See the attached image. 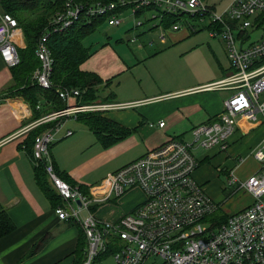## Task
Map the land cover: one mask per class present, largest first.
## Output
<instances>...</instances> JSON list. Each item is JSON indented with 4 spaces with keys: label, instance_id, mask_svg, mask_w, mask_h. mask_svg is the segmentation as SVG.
Instances as JSON below:
<instances>
[{
    "label": "built area",
    "instance_id": "obj_1",
    "mask_svg": "<svg viewBox=\"0 0 264 264\" xmlns=\"http://www.w3.org/2000/svg\"><path fill=\"white\" fill-rule=\"evenodd\" d=\"M64 1V10L54 16L37 42L35 54L40 66L33 75L42 88L52 85L53 59L47 46L50 33L63 31L81 16L103 18L108 26H118L122 23L120 14L128 7L132 8L133 19L145 10L151 11L150 19L157 23L150 29H159L161 40L167 33L183 28L197 31L208 17L215 24L210 35L222 40L230 65L223 78L200 87L228 90L229 96L221 114L191 129V143L169 138L109 174L88 193L56 174L50 154L56 134L67 120H76L81 113L103 114L146 100L116 103L98 98L84 103L80 91L64 88L58 91L65 101L63 108L42 115L19 130L28 133L53 123L34 137L30 159L33 164L44 166L62 199V204L54 207L57 218L80 223L86 240L82 264H95L108 256L114 264H264V174L239 181L237 189L252 195L254 201L225 222L213 225L208 217L213 216L218 204L195 181L193 173L199 163L192 153V145L225 150L237 117L257 122L264 116V0H232L221 16H216L205 0H120L87 7L73 0ZM169 15L179 19L165 27ZM142 24L133 21L130 29L137 30ZM22 35L17 19L0 10V58L8 67L20 62ZM163 125V121L158 123ZM65 133L70 136L72 131ZM253 157L264 165V140L253 151ZM236 180L230 178L228 186ZM133 188L143 192L144 200L117 221H103L95 216L93 206L116 200ZM82 211L86 212L84 219L80 216ZM206 223L210 226L205 227Z\"/></svg>",
    "mask_w": 264,
    "mask_h": 264
},
{
    "label": "crops",
    "instance_id": "obj_2",
    "mask_svg": "<svg viewBox=\"0 0 264 264\" xmlns=\"http://www.w3.org/2000/svg\"><path fill=\"white\" fill-rule=\"evenodd\" d=\"M205 1L214 9V4ZM154 30L157 31V28ZM197 31L183 28L169 32L164 40L160 39V44L185 40ZM126 34L128 41H136L133 40L135 36L131 38L134 34L132 29L127 28ZM209 36L212 37L210 28ZM19 45V48L25 47L23 35ZM92 45L94 52L80 65V69L96 73L110 85L113 78L120 80L106 101L147 102L135 105L136 109H114L105 113L109 119L132 129L128 136L108 146L77 120L70 119L64 123L56 134L57 140L50 147V154L57 175L68 184L91 191L109 174L159 147L169 138L191 143L193 127L221 114L229 91L200 87L223 78L229 68L222 69L214 80L208 82L187 74L168 89L154 81L156 90L142 88L136 93V82L142 83L140 74L156 79L154 71L146 63L143 66V60L148 55L132 57L128 49H125L127 54L120 53L124 48L122 44L107 42ZM14 88L17 87L12 71L0 58V204L15 224L12 232L0 238V264H74L78 245L84 241L83 231L78 221L57 218L53 203L36 180L30 155L21 147L33 130L28 133L19 130L37 118L24 98L28 92H13ZM40 107L41 101L37 105V108ZM160 121L164 122L162 127L158 126ZM66 130H71L72 134L66 136ZM263 140L264 116L257 122L237 117L226 150L192 145V153L199 163L193 173L195 181L215 203L229 204V216L254 201L252 195L237 188L239 181L254 174H264V165L253 157V151ZM232 177L237 182L228 186ZM46 178L56 193L47 174ZM136 194L142 195L139 201ZM143 200V192L133 188L114 203L93 206L92 210L100 220L114 222Z\"/></svg>",
    "mask_w": 264,
    "mask_h": 264
},
{
    "label": "trees",
    "instance_id": "obj_3",
    "mask_svg": "<svg viewBox=\"0 0 264 264\" xmlns=\"http://www.w3.org/2000/svg\"><path fill=\"white\" fill-rule=\"evenodd\" d=\"M73 1L87 7L96 2L108 3L118 0ZM64 8V0H0V10L15 17L23 32L25 47L18 49L20 62L18 65L9 68L15 80V87H17L14 92H22V90L28 92L24 95V98L29 102L35 118H39L65 106V101L58 95L60 89H77L80 91L81 101L86 103L98 99L100 91L110 86V82L104 81L96 73L80 69V65L94 52L93 45L85 44V39L94 33L97 25L103 24V18H88L85 16H81L80 19L59 33H50L47 38V46L53 59L50 75L51 87L42 88L31 80L32 73L40 66V61L35 54L38 39L48 28L54 16L63 11ZM177 19L179 18L169 15L163 25L169 27ZM213 27H215V24L210 23V26L207 28L212 30ZM40 101L42 107L37 108ZM76 120L95 133L105 146L128 136L132 132V129L109 119L105 113L84 112L79 114ZM52 124L47 123L36 127L25 139L21 147H24L30 156L34 137ZM33 168L37 182L48 199L53 203V206L61 205V197L49 186L44 166L42 164H33ZM55 172L57 174L56 169ZM83 192L88 193L86 190ZM228 217L221 216L219 218H225L222 219L224 220L222 222H225ZM14 229L15 224L0 204V238L9 234ZM85 246L86 240L84 236V241L78 245L74 264H82Z\"/></svg>",
    "mask_w": 264,
    "mask_h": 264
},
{
    "label": "rangeland",
    "instance_id": "obj_4",
    "mask_svg": "<svg viewBox=\"0 0 264 264\" xmlns=\"http://www.w3.org/2000/svg\"><path fill=\"white\" fill-rule=\"evenodd\" d=\"M119 1L120 0H118V2ZM208 2L209 4H214L216 16L223 15L230 5L229 0H208ZM132 15V8L128 7L120 14V19H122L120 25L113 27L108 26L106 23H98L99 25L96 26L94 33L85 39V44L92 45L94 43V46L107 42L113 45L122 44L124 48L120 50V53L125 52L127 54L125 49H128L132 57L141 58L148 55V57H145L143 60V66L145 67L146 63V65L154 71L156 79L153 76L150 79L145 77L144 74H140L142 83L138 84V82H136V93L142 91V88L149 91L156 90L157 86L154 81L158 84L162 83L163 88L168 89V86L174 85L173 83L178 81L181 76L187 74H192L194 78H198L199 80L203 79L205 82H208L212 79L214 80V76L221 73L222 69L229 68L225 45L220 38L210 37L209 28L206 29L210 26V19L208 17L200 24V27L206 26L205 28L191 34L185 40L174 42L167 41L165 45H162L160 44L161 31L159 29H157V31L150 29L153 27V24L157 23V21H154L155 19H150L151 11L145 10L139 13L135 19H133ZM133 21H140L143 24L139 26L137 30L133 29L134 34L131 38L135 36L136 41H128L126 29L132 27ZM145 33L146 35H144ZM139 46L141 47L138 48ZM155 52L158 54L154 55ZM33 74L34 72L32 73L31 80L35 82ZM113 79V84H111L108 89L100 91L101 99H106V97L117 88V84L120 80ZM125 81L127 82V80ZM262 99L263 94L261 95V100ZM130 107L136 109V106H127L123 108ZM220 179L223 181V178ZM135 196L138 198V201L142 198V195L136 194ZM114 202L115 200L109 199L104 203L109 204ZM228 205L220 203L213 216L211 218L210 216L208 217L213 225L224 221L222 219L225 218L221 219L219 217L229 216L231 208L228 207ZM80 216L84 219L86 217V212L82 211ZM204 225H206L205 227H209L210 223ZM95 264H114V262L112 257L108 256L101 261H97Z\"/></svg>",
    "mask_w": 264,
    "mask_h": 264
}]
</instances>
